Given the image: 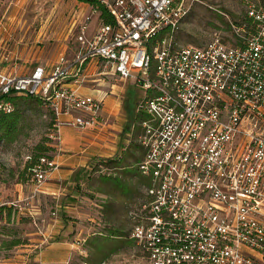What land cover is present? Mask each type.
I'll list each match as a JSON object with an SVG mask.
<instances>
[{"label": "built area", "instance_id": "2783aa9c", "mask_svg": "<svg viewBox=\"0 0 264 264\" xmlns=\"http://www.w3.org/2000/svg\"><path fill=\"white\" fill-rule=\"evenodd\" d=\"M83 2L92 8L74 17V57L66 48L52 63L0 67V112L15 110L6 95L34 94L52 107L49 137L60 141L62 127L104 126L116 94L107 79L131 81L144 91L137 166L147 183L128 211L143 256L150 264H264V0H248L231 36L215 31L202 46L159 36L188 14L186 0ZM100 7L115 23L103 22ZM57 167L41 157L30 169L35 185Z\"/></svg>", "mask_w": 264, "mask_h": 264}, {"label": "rangeland", "instance_id": "374dc122", "mask_svg": "<svg viewBox=\"0 0 264 264\" xmlns=\"http://www.w3.org/2000/svg\"><path fill=\"white\" fill-rule=\"evenodd\" d=\"M247 1L186 0L190 11L174 30L171 29L170 33L163 37L171 35L181 45L202 46L211 40L215 31H222L226 37L231 36L230 21L238 22L245 19ZM84 3L87 2L0 0V67L8 69L17 67L18 70H24L40 63H52L66 46L69 47L67 53L69 57H74L79 47L76 41L78 22L73 27L74 17L78 12L82 16L79 20H83L86 14H90L92 8L91 4ZM93 21L95 24L98 23L97 14ZM111 83L116 84L114 87L116 94H111L106 102L109 116L107 121H104V126L85 132L76 130L83 136L97 134L96 137H99L96 139L104 137V133L113 134L117 142L113 156L117 157L115 158L117 161L121 159L120 155L123 159L116 166L118 168L114 169V164H107L112 161L110 159L113 156L100 158L106 171L95 175L92 184L85 187L88 191L84 193L88 199L85 204L93 202L96 204L93 206L101 210L99 215L102 224L101 226L98 224L100 219L98 220L94 213L91 214L89 208L87 210L90 211H86L83 217L79 218L72 214L75 216L70 217L74 222L69 237L74 247L67 264H150L137 244L129 238L132 220L128 213L132 205L138 206L144 200L143 191L147 183L140 177L135 166L137 154L143 153L136 134L140 133L137 125L142 122L143 117L138 114L137 103L144 95V91L131 81L110 78L106 81V87L109 88ZM19 108L21 122L14 140L6 137L0 140V167L5 170L15 167L16 173L19 171L18 174L26 180L33 178L32 172L27 169L28 156L35 159L39 154H53L58 140L49 137L55 124L52 107L33 98L21 100ZM9 170L4 175H14V172ZM84 202L78 203L79 206L83 207ZM52 203L55 205V202ZM54 207L51 209L48 205L47 209L42 211L47 212L48 220L49 217L56 216L51 214L55 210ZM37 222L36 227L39 228L41 226L39 219ZM100 230H103L104 235L96 234ZM115 231L119 234L116 235L117 239L105 236V234L110 236ZM38 236L40 238L44 235L39 231ZM104 240L108 246L99 252L97 244Z\"/></svg>", "mask_w": 264, "mask_h": 264}, {"label": "crops", "instance_id": "0c3cea01", "mask_svg": "<svg viewBox=\"0 0 264 264\" xmlns=\"http://www.w3.org/2000/svg\"><path fill=\"white\" fill-rule=\"evenodd\" d=\"M96 25L92 21V30ZM79 89L92 93L87 86ZM96 135L83 136L75 128L62 127L59 133L61 140L57 141L52 154L58 167L51 172L42 188L35 185L33 178L24 180L19 171L16 173L15 167L8 169L14 172L10 176L4 175L8 170L0 167V264H67L74 247L69 237L74 222L70 217H83L91 209L90 213L100 219L98 224L101 226V210H97L93 202L85 204L88 199L84 191H88L85 187L92 184L93 177L103 172L99 170L100 158L113 156L117 142L113 134L104 133V137L99 139ZM142 151L141 155L137 154L138 160L144 155L145 151ZM120 157L122 160L123 156ZM115 158L113 156L110 160L116 161ZM80 202L85 205L79 206ZM48 205L57 209L56 216L49 217V220L47 212H42ZM36 219L41 224L39 228L36 227ZM37 229L44 236L39 238Z\"/></svg>", "mask_w": 264, "mask_h": 264}, {"label": "trees", "instance_id": "16d2710c", "mask_svg": "<svg viewBox=\"0 0 264 264\" xmlns=\"http://www.w3.org/2000/svg\"><path fill=\"white\" fill-rule=\"evenodd\" d=\"M81 1H86V0H81ZM92 4H94V2L92 1L91 2ZM91 4V5H92ZM99 11L101 12V15H100V18L103 20L104 23L108 24V23H115V18L114 16L108 12L105 8L103 7H100L99 8ZM171 31V28H166L164 29L159 36H161V38L163 37V35H166V34H169ZM6 100L7 101H10L12 102L15 110L11 113H4V112H0V140H3L5 137L8 138L9 140L13 141L14 140V137H15V133L18 132V129H19V125H20V122H21V115H20V108H19V105H20V102L21 100H33L34 99H37L39 100L40 102L44 103L45 105H47L45 103V101L43 99H41L40 97L36 96V95H6ZM48 106V105H47ZM141 115V114H140ZM143 119V117H142ZM141 119V120H142ZM139 127V130H140V124L137 125V128ZM138 130V131H139ZM138 133V132H137ZM138 138V135L136 134V139ZM56 147V146H55ZM40 148V147H39ZM43 156H46L48 157L49 159L52 158V154L51 155H48V154H39L36 156V158L34 159L33 156H31V159H29V164L27 166V169L29 171H31L30 169L39 161V159ZM143 158V157H142ZM142 158L139 160H137L135 166H136V170H138V174L141 176L140 172H139V168L137 166V163L139 161L142 160ZM122 162V160H119V161H112V162H108L107 164H114L113 168L114 169H117L118 167H116L117 165H119L120 163ZM99 164L102 165V163L100 162ZM106 164V163H105ZM98 165V164H97ZM32 172V171H31ZM137 173V172H136ZM33 174V172H32ZM144 179V182L147 181V179L145 177H142ZM146 179V180H145ZM103 234L104 235V232L103 230H100L99 232H97L96 234ZM116 235H119L118 234V231H115L113 233H111V235H107L105 234L106 237H111V238H114ZM132 240V239H131ZM133 241V240H132ZM97 248H98V251L100 252L101 250H104L105 248H107L108 244L104 241H101L99 244H97ZM115 252V251H113Z\"/></svg>", "mask_w": 264, "mask_h": 264}]
</instances>
